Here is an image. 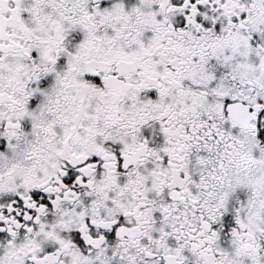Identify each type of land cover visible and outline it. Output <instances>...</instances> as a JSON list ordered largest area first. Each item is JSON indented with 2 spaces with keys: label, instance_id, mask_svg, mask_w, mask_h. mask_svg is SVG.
I'll return each instance as SVG.
<instances>
[{
  "label": "snow or ice",
  "instance_id": "1",
  "mask_svg": "<svg viewBox=\"0 0 264 264\" xmlns=\"http://www.w3.org/2000/svg\"><path fill=\"white\" fill-rule=\"evenodd\" d=\"M0 264H264V0H0Z\"/></svg>",
  "mask_w": 264,
  "mask_h": 264
}]
</instances>
